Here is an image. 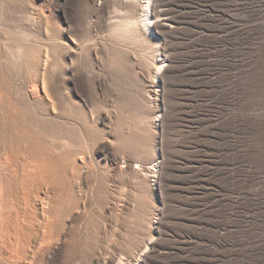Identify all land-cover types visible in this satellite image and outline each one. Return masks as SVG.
Returning a JSON list of instances; mask_svg holds the SVG:
<instances>
[{
  "label": "rangeland",
  "instance_id": "obj_1",
  "mask_svg": "<svg viewBox=\"0 0 264 264\" xmlns=\"http://www.w3.org/2000/svg\"><path fill=\"white\" fill-rule=\"evenodd\" d=\"M149 6L0 0V264H264V0Z\"/></svg>",
  "mask_w": 264,
  "mask_h": 264
},
{
  "label": "bare ground",
  "instance_id": "obj_2",
  "mask_svg": "<svg viewBox=\"0 0 264 264\" xmlns=\"http://www.w3.org/2000/svg\"><path fill=\"white\" fill-rule=\"evenodd\" d=\"M149 4H150V0H147V7H150ZM161 15H162V16H165V15H167V14H166V12H163Z\"/></svg>",
  "mask_w": 264,
  "mask_h": 264
}]
</instances>
